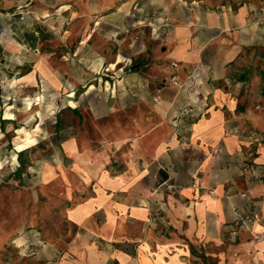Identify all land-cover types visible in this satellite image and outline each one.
I'll return each instance as SVG.
<instances>
[{
	"label": "crops",
	"instance_id": "1",
	"mask_svg": "<svg viewBox=\"0 0 264 264\" xmlns=\"http://www.w3.org/2000/svg\"><path fill=\"white\" fill-rule=\"evenodd\" d=\"M105 9L98 3L87 10L93 16L102 15ZM245 11L241 7L234 21H243ZM26 13L33 26L26 24L18 39L7 38V52L13 56L26 47L38 46L43 51L33 55L23 51L22 59L14 62L16 66L32 64L21 73L31 75V80L16 85L35 88L39 82H48L65 94L89 99L102 78H115L114 93L108 90L105 98H90L91 103L84 106L97 120L122 115L128 124L118 122L116 127L131 135L115 138L112 149L101 155L98 151L103 142L93 148L94 140L85 135L70 131L62 140L71 162L70 171L66 170L74 180L69 187L74 191L78 185L82 193L87 188L88 194L65 211L77 232L56 264H198L200 255L213 264H247L254 255L256 264H264V144L252 145L249 138L233 131L223 111L231 110L232 101L220 88L211 86L204 66L197 64L191 76L185 72L195 65L200 51L193 22L174 19L166 28L167 57L175 67L139 71L124 63L115 40L109 46L102 34L91 41L96 30L120 32L105 25L99 15L94 26L87 18L78 56L49 50L51 41L65 46L67 36L46 37V32L66 34L61 23L68 13L77 14L70 3L56 1L54 6L52 0H40L32 10L27 7ZM226 16L221 18L223 25L232 22ZM215 20L214 12L206 13L207 34ZM105 48L111 49L110 53ZM213 63L217 78L221 68L218 61ZM53 67L65 69L63 77L65 72L78 75L80 81L72 86L67 81L66 87H61ZM163 74L180 79L182 87L156 89L160 94L154 104L158 93L150 87L151 82ZM153 106L159 121L156 125ZM165 180L175 188L161 185Z\"/></svg>",
	"mask_w": 264,
	"mask_h": 264
},
{
	"label": "rangeland",
	"instance_id": "2",
	"mask_svg": "<svg viewBox=\"0 0 264 264\" xmlns=\"http://www.w3.org/2000/svg\"><path fill=\"white\" fill-rule=\"evenodd\" d=\"M24 1L0 0V264H56L65 256L67 245L77 232L66 218L65 211L88 194L87 188L82 193L78 185L74 186V191L69 187L74 180L67 172L71 162L65 156L62 140L70 131L76 136L85 135L94 140L93 148L103 142L98 151L101 155L112 149L115 138L125 135L123 127H116L118 122L122 126H127L128 122L116 114L106 115L101 120H97L98 117L93 119L84 106L90 104L91 99L105 98L108 90L114 93L117 87L115 78L105 77L108 81L102 78L101 85L96 86L97 90H93L89 99L79 94H65L62 88L56 90L48 82H39V87L35 88L21 89L20 84L16 85L15 82L31 80V75L21 73L32 64L16 66L14 62L22 59L23 51L31 55L35 51H43L38 46L26 47L22 53L13 56L7 52V38L18 39L26 24L33 26L26 10L27 7L32 10L40 0ZM56 1L57 4L70 3V8L77 14L64 15L65 20L61 24L67 30L66 34L46 32L47 38L67 36L63 47L51 41V52L58 54L62 50L79 56L80 40L89 24L87 18L91 20L89 25L94 26L100 17L105 25L115 26L120 32L112 34L96 30L91 41L95 42L102 34L109 41V46L115 40L117 50L124 56V63L136 65L139 71L153 66L175 67L174 61L167 57L166 28L174 19L193 22V35L199 42L200 51L195 65L185 72L191 76L197 64L204 66L211 86L220 88L232 101L231 110L224 108L223 111L225 119L231 120L229 124L234 126L233 131L249 138L252 145L264 144V0H52L54 6ZM98 3H103L106 9L102 15L96 13L91 16L89 10ZM241 7L246 8L244 20L234 21ZM209 11L215 13L216 20L209 26L207 34L206 13ZM224 14L229 22L232 20L231 23L223 25L221 18ZM104 45L107 48L106 42ZM110 50L106 49L108 53ZM227 54L234 55L220 59ZM217 61L221 70L216 78L213 62ZM146 63L148 66H144ZM57 69L53 67V72L61 87H66L67 81L71 86L80 81L78 75L65 72L67 76L63 77L65 69ZM173 70L180 73L178 69ZM156 77L150 86L158 93L153 99L154 104H157L160 94L156 89L182 87L180 79L174 83L169 75ZM154 109L155 106L151 111L156 125L159 121ZM126 113L131 112L128 110ZM129 136L126 134L124 137ZM36 139L39 144L32 146ZM23 149L26 150L20 166L16 154ZM67 179L69 184L65 181ZM249 253L251 257L253 251ZM253 256L247 264H256ZM198 264L213 262L200 255Z\"/></svg>",
	"mask_w": 264,
	"mask_h": 264
},
{
	"label": "built area",
	"instance_id": "3",
	"mask_svg": "<svg viewBox=\"0 0 264 264\" xmlns=\"http://www.w3.org/2000/svg\"><path fill=\"white\" fill-rule=\"evenodd\" d=\"M174 66H176V64L174 63ZM172 80H174V83H176L175 79L172 78ZM161 185H165V187L168 190H173L175 188V185L173 183H169L168 180H165L161 183ZM212 192V191H211Z\"/></svg>",
	"mask_w": 264,
	"mask_h": 264
},
{
	"label": "trees",
	"instance_id": "4",
	"mask_svg": "<svg viewBox=\"0 0 264 264\" xmlns=\"http://www.w3.org/2000/svg\"><path fill=\"white\" fill-rule=\"evenodd\" d=\"M37 144H39V143H36L35 145H37ZM30 148H31V147H30ZM27 149H29V148H27ZM25 150H26V149L20 151V152L18 153V155H17V157L20 159V160H19V161H20V166H21V164L23 165L22 155H23V152H24Z\"/></svg>",
	"mask_w": 264,
	"mask_h": 264
},
{
	"label": "bare ground",
	"instance_id": "5",
	"mask_svg": "<svg viewBox=\"0 0 264 264\" xmlns=\"http://www.w3.org/2000/svg\"><path fill=\"white\" fill-rule=\"evenodd\" d=\"M115 66V65H114ZM111 67H113V64H111ZM114 68V67H113Z\"/></svg>",
	"mask_w": 264,
	"mask_h": 264
},
{
	"label": "water",
	"instance_id": "6",
	"mask_svg": "<svg viewBox=\"0 0 264 264\" xmlns=\"http://www.w3.org/2000/svg\"><path fill=\"white\" fill-rule=\"evenodd\" d=\"M133 67L135 68V67H136V65H133Z\"/></svg>",
	"mask_w": 264,
	"mask_h": 264
}]
</instances>
